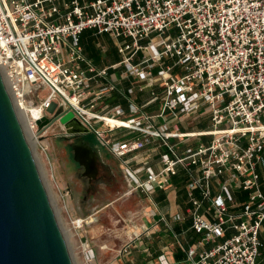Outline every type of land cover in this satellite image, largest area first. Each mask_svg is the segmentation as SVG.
<instances>
[{
	"label": "built area",
	"instance_id": "built-area-1",
	"mask_svg": "<svg viewBox=\"0 0 264 264\" xmlns=\"http://www.w3.org/2000/svg\"><path fill=\"white\" fill-rule=\"evenodd\" d=\"M88 29L118 42V64L99 68L85 56L81 36ZM1 68L38 145H47L52 126L39 128L37 121L62 109L119 159L126 194L165 189L183 171L187 206L174 218H191L199 235L187 250L189 264H259L264 0H0ZM129 78L140 91L151 89L148 101L136 103L135 87L120 86ZM116 92L127 108L109 104ZM188 116L208 118L211 129L171 130L169 118ZM60 127L58 135H66ZM154 138L163 141L157 171L141 153ZM171 138L194 144L180 152ZM87 224L86 218L73 220L80 230ZM131 227L130 242L149 231Z\"/></svg>",
	"mask_w": 264,
	"mask_h": 264
},
{
	"label": "crops",
	"instance_id": "crops-1",
	"mask_svg": "<svg viewBox=\"0 0 264 264\" xmlns=\"http://www.w3.org/2000/svg\"><path fill=\"white\" fill-rule=\"evenodd\" d=\"M81 41L85 56L93 60L99 68L113 66L122 59L117 50L118 42L106 34H99L95 30L88 29L82 34ZM113 77L117 78L115 73ZM120 86L127 89L135 87L133 99L138 104L151 98V89L147 88L144 91H140L138 89V81L132 78L121 81ZM109 104L111 106L121 104L126 108L128 107L126 98L119 92L114 93ZM154 107L157 109L156 105ZM191 119L197 122L203 120L202 122L207 121L208 123L197 129H189L187 124ZM202 120L199 121L194 116L184 117L181 120L169 118L168 124L171 130L178 128L180 132L184 133L211 129L210 120L208 118ZM119 131L124 133L126 130ZM203 139L207 141L209 137H203ZM169 141L176 148L178 145L180 152L194 144L193 142L177 138H171ZM162 142L161 139L154 138L141 152L148 159V165L152 166L156 171L161 167ZM100 156L111 170L115 171L116 169V171L118 170L122 173V180L114 178L115 187L111 184L100 188V192L92 197L88 195V202L89 204L91 203V206L87 205L86 207L88 202L84 201L82 203V200L78 199L80 203L78 210L82 214L80 217L89 220V224L84 227V233L91 237L87 238L85 234L82 237H85V241L89 244V254L91 256L95 254L94 259L92 258L93 263L165 264L167 262L168 264H189L186 259L187 250L189 247L197 245L199 235L191 228V224H193L191 218L187 217L180 222L174 218L176 214L182 213L187 206V196L185 194L186 178L183 171H180V175L173 176L170 185L165 189L156 190L152 194L135 191L129 195L126 194L129 187L123 175L119 159L108 149H106L105 154L101 153ZM99 194H102V197ZM236 197L240 201L246 198L244 194H238ZM100 203H103L102 208L99 207ZM122 209L126 210L127 217H124L126 225L122 224L121 219L118 217ZM105 211L108 213L106 215H109L114 220L113 222L111 221L112 223L108 227L104 226L102 220L100 221V215ZM132 223L138 226L145 225L149 231L140 238L130 242ZM90 224L94 225V227L87 229L86 227H90ZM104 227L108 231L106 232L108 238L101 237L102 239H98L104 232ZM261 238L264 240V229L261 232ZM217 241H221V239ZM213 245L214 242H211L205 247L210 248ZM200 250L201 247L198 251ZM97 254L99 255L98 258ZM259 259V264H264V257Z\"/></svg>",
	"mask_w": 264,
	"mask_h": 264
},
{
	"label": "water",
	"instance_id": "water-1",
	"mask_svg": "<svg viewBox=\"0 0 264 264\" xmlns=\"http://www.w3.org/2000/svg\"><path fill=\"white\" fill-rule=\"evenodd\" d=\"M15 105L0 70V264H74ZM54 124L89 134L72 111L37 121Z\"/></svg>",
	"mask_w": 264,
	"mask_h": 264
},
{
	"label": "rangeland",
	"instance_id": "rangeland-1",
	"mask_svg": "<svg viewBox=\"0 0 264 264\" xmlns=\"http://www.w3.org/2000/svg\"><path fill=\"white\" fill-rule=\"evenodd\" d=\"M41 93L45 95L47 92L42 91ZM201 122H197L191 119L187 125H189V129H197L198 127L200 128L208 123L207 121H204L202 123ZM60 130V125L54 124L49 130L48 136L45 138L47 145H43L42 147L40 144H36L33 151L35 153V158L43 181L47 186L50 199L55 208L59 223L65 234V238L71 251L74 264H94L92 258L94 259L95 254L91 256L89 254L90 249L88 248V250H86L84 248V243H88L87 241H85V237H82L85 234L84 229H77L73 225V220L82 215L78 210V205L80 203L78 202L77 195L73 196L72 192H69L68 190V187H71V184L77 181V174L73 167L71 168L67 164V154L65 153V146L67 142L60 138L61 135H58L60 133ZM82 137L87 139L93 147L99 149L101 153L105 154L106 148L102 147L99 144L98 139H96L93 134L89 133L83 135ZM113 172H115V179L122 180V173L120 171H116L115 169V171L113 170ZM112 186L115 187L116 183H114V185ZM100 197H102V194L100 195ZM102 205L103 203H100L99 207L102 208ZM106 214L108 213L105 211L100 215V221L102 220L104 226L108 227L114 220L112 219V217ZM118 217L119 219H121V223H124V225H126V221H124V217H127L126 210L122 209L121 214H118ZM92 227H94V225L86 228L92 229ZM105 227L104 232L99 236L98 239L108 238L106 234V232L108 231L107 229H105ZM86 234L85 236L87 238L91 237H88ZM98 256L99 255L97 254V258Z\"/></svg>",
	"mask_w": 264,
	"mask_h": 264
},
{
	"label": "flooded vegetation",
	"instance_id": "flooded-vegetation-1",
	"mask_svg": "<svg viewBox=\"0 0 264 264\" xmlns=\"http://www.w3.org/2000/svg\"><path fill=\"white\" fill-rule=\"evenodd\" d=\"M82 136L83 135L73 136L66 134L60 136V138L67 142L65 146L66 158L68 160L67 164L69 167H73L77 174V181L72 183L68 190L73 193V196L77 195L78 199H81L83 203L84 201L88 202V195L92 197L94 194H98L101 190L100 188L111 184L114 185L115 172L103 161L99 149L93 147L90 142ZM78 147L82 149V153L79 152ZM85 154L92 155L93 157L91 167L82 160L81 156ZM87 205L91 206V203L89 204L88 202L86 207Z\"/></svg>",
	"mask_w": 264,
	"mask_h": 264
},
{
	"label": "bare ground",
	"instance_id": "bare-ground-1",
	"mask_svg": "<svg viewBox=\"0 0 264 264\" xmlns=\"http://www.w3.org/2000/svg\"><path fill=\"white\" fill-rule=\"evenodd\" d=\"M1 71H2V75H3L4 81H5V85L7 86V89H8V91L10 92V94L12 96L14 104H16L15 108H16L17 114L19 115L20 121L22 122V125H23V128L25 130L26 136H27V138L29 140V143L31 144V147H33V149H34L36 144L38 145L39 140L36 138V133L31 129V126L28 123L26 111L24 109H21L19 104H17V102H16V99L14 97V94H13V92L11 90V87H10V84H9L8 77L6 75V71L3 68H1ZM31 109H32V112L35 114V116L38 117V115H37V113H38L37 111L38 110L36 108H31ZM120 121L121 120H117V121H113V122L121 124ZM78 148H79V152L82 153V149L80 147H78ZM81 157H82V160L85 163L89 164V166L91 167V165H92L91 162L93 160L92 155L85 154V155H83ZM90 176H92V175H90Z\"/></svg>",
	"mask_w": 264,
	"mask_h": 264
}]
</instances>
